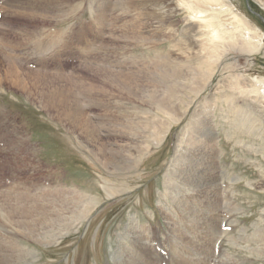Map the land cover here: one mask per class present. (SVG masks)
<instances>
[{
  "label": "bare ground",
  "instance_id": "6f19581e",
  "mask_svg": "<svg viewBox=\"0 0 264 264\" xmlns=\"http://www.w3.org/2000/svg\"><path fill=\"white\" fill-rule=\"evenodd\" d=\"M64 2L42 0L41 3L25 4L20 0L11 6L19 16L32 21L40 18L42 22L35 30L21 27V38L5 32L0 35V84L9 83L25 93L28 99L39 95L43 99L40 104L44 111L56 109L59 117L64 116L70 121L73 131L79 129L81 136L77 142L88 149L104 172L111 173L109 177L101 176V181L113 197L125 193L127 187H120L121 179L112 174H122L125 185L129 183L131 186L142 168L138 167L140 158L153 146L151 142H140L139 127H147L152 122L153 141H158L174 121L191 114L177 142L170 172L161 191L159 209L165 219V228L155 227L151 222L140 223L136 215H130L125 229L120 232L123 240L111 256L112 264H201L193 260L187 262L183 257L184 249L178 246L184 245L183 242L188 245L196 243L187 229L190 222L203 234L201 247L196 248L207 257L206 264H221L224 233L234 229L230 204L235 195L232 181L237 175L229 177V172L224 169L223 151L219 145L220 124L215 111L222 99L223 108L229 103V111L236 110L239 124L252 132L259 130L264 138V117L251 116L253 113L244 112L245 107L235 105L241 99L251 109L264 114V77L246 76L256 63L254 54L264 53L262 34L229 0H106L97 5L98 9L90 5L91 20L88 19V25L79 22L83 41L76 46L71 44L73 29L58 26L62 19L70 16L64 12ZM117 5L122 10V25L127 36L115 35L109 28V18H113L109 11ZM47 10L55 14L49 16ZM182 10L185 17H176V13ZM124 14L131 16L128 18ZM177 21L186 23L185 27L177 25ZM44 24H47V33L42 32ZM96 31H100L99 35ZM66 32L67 37L64 36ZM106 34L110 35L109 40H104ZM22 39L30 42L22 43ZM114 42L123 56L120 62L102 63L93 57L91 50L97 49V43L102 49ZM158 44L169 47V51L163 48L166 53L155 55L146 51V48L149 50ZM62 46L65 47L60 50ZM72 47L81 52L80 59L83 57L86 62L87 72L81 73V85L77 83L79 74L77 77L62 72L66 63L61 58L71 52ZM129 47H132L131 52L126 49ZM138 49L146 55L136 53ZM76 55L72 54V57ZM242 56L246 57L245 61L241 60ZM128 60L137 64L128 68L118 65ZM29 64L36 68L27 67ZM54 66L58 71H47ZM92 73L102 81L103 87L90 79ZM215 80L217 83L212 87ZM104 87L103 92L95 91ZM120 87L131 96H121ZM209 87H212L211 94L198 102ZM82 97L86 100L83 101ZM123 99L142 105L141 109L137 108L142 115L137 124L139 127L134 118L131 122L120 119L121 109L128 107L124 106ZM91 107L105 111L103 116L110 122L107 139L102 132L104 125L90 115ZM4 109L0 107V111ZM116 112L118 116H115ZM243 114L246 115L241 117ZM74 138L78 139L77 136ZM17 143L19 153L23 150L27 157L35 154L31 142ZM1 165L7 168L3 166L5 163ZM68 186L70 188L55 186V189H49L45 185L21 193L0 190V231L4 233H0V264H18L26 255L22 238H14V234L50 245L89 217L95 207L89 194L78 185ZM206 209V217H203ZM151 213L154 216V212ZM210 213L213 214L211 218L208 217ZM247 231L248 227H244L232 238L240 241V246L247 244L252 254L264 256V227H256L249 234ZM177 237L181 241L175 242ZM213 246V258H209L208 249ZM27 249L29 255L31 251ZM237 264L244 262L237 261Z\"/></svg>",
  "mask_w": 264,
  "mask_h": 264
},
{
  "label": "rangeland",
  "instance_id": "374dc122",
  "mask_svg": "<svg viewBox=\"0 0 264 264\" xmlns=\"http://www.w3.org/2000/svg\"><path fill=\"white\" fill-rule=\"evenodd\" d=\"M18 1L20 0H0V35L5 32L9 36L21 38L23 37L19 34V32H22L21 27H26L25 29L27 30H35L38 24L42 22L40 18L32 21L23 15L19 16L18 11L15 12L16 10L14 11L11 7L17 4ZM21 1L25 4L42 2V0ZM104 1L106 0H65L64 12L70 14V16L62 19L63 21L58 26L63 29L69 27L73 29L71 44L76 46L82 44L83 37L82 31L79 29V22L82 21L84 25H88V19L91 20L93 14L89 9L90 5L92 4L93 7L98 9L97 5ZM229 1L235 9L239 10L242 15L253 23L264 39V4L259 0ZM119 5L109 11V16L114 18L117 15L114 21L113 18H109V28L111 27L110 31H114L115 35L127 36V31L125 29L123 30L122 24L124 17L122 16V10ZM183 13H185L183 10L182 12H177L176 17L184 18L186 13ZM48 14L51 16L55 12L49 13L47 10ZM124 15L128 18L131 16L130 14ZM51 21L50 23L56 24L55 21ZM112 21L114 26L111 25ZM177 23L182 28L186 25L184 22L179 24L177 21ZM46 26L47 24H44L43 31L41 30L43 33H47ZM96 33L99 35L100 31H96ZM67 35L68 33L66 32L64 36L67 37ZM103 38L104 40H109L110 35L106 34ZM22 41V43L30 42L24 39ZM100 43L95 45L97 49L92 48L93 50H91L93 51V57H97V61L108 64H117L120 62L119 59L123 58V56L121 55L119 47L116 46L117 43L114 42L115 44H110L107 48L102 47V49L99 47ZM64 47L62 46L60 50ZM163 48L168 49L169 47L163 44L159 46L158 44V47L151 46V49L149 48L148 50L146 48V51L154 55L156 53L164 54L166 50ZM126 49L128 52L132 51V47ZM73 50L74 47L70 48L71 52L63 54L61 59L63 61L65 60L66 67L62 72L66 71L76 74L77 77L79 74L80 80L77 83L81 85L80 81L83 80L81 76L84 72H87L86 62L83 57L80 59L81 52L76 50V47L75 52ZM77 52L79 57L76 55ZM139 52L140 54L146 55L141 49H138L136 53ZM72 54H75L77 57L73 58ZM254 57L257 58L255 60L256 63L246 72V76L250 78L256 75L264 77V53H256ZM245 58V56H242L241 60L245 61ZM138 61L141 62V59ZM82 64H84L85 69ZM133 64L137 63L128 60L118 65L128 68ZM27 67L36 68L34 64H29ZM54 68L55 66L47 69V71H58V69ZM90 79L95 83H101L100 86H102V81L95 73L91 74ZM216 83L217 80L214 81L212 87ZM0 85V107L3 106L5 108L3 112L0 111V165L5 163L3 166L7 167L2 168V165L0 166V190H11L12 192L21 193L29 189L35 191L37 187H44L45 185L49 189H55V186L57 188L63 186L66 189L70 188L68 185H78L83 191L89 194L90 200L95 205L89 217L85 218L79 225L77 224L75 229L67 232L57 243L46 245L35 240L23 239L22 236L14 234V238H22L21 243L26 251V255L20 258L18 264H112L111 256L118 247L119 242L123 240L120 232H123L125 229L130 215H136V219L140 223L148 224L151 222L155 227L165 228V219L159 209L161 191L164 190L166 175L170 172L169 165L176 151L177 142L185 125L189 122L191 114H187L177 122L174 121L170 129L164 128L166 130L165 134L158 141L156 139L153 141V123L150 122L147 127H139L137 125L142 116L138 112L142 108V105L133 100H122L123 104L126 103L124 106L128 107L121 109L120 119L125 118L124 120L131 122L134 118L136 125L140 128V142H151L153 146L145 156L143 155L140 158L141 162L138 167L142 168L139 171V176L134 177L135 182L132 181L131 186L129 183L125 185V178L122 174H112V176L121 179L120 187H127L125 193L113 197L107 193L101 181V176L109 177L111 173L104 172L105 170L92 159L88 149L77 142L80 139L79 136H81L79 129L76 130L77 132L73 131L74 129H72L70 121L64 118V116L59 117L56 109L55 111L54 109L44 111L40 104L43 99L39 95L31 96L30 100L25 93L9 85V83ZM105 89L106 87L95 91L103 92ZM211 89L209 87L198 98V102L200 99H204V97L211 94ZM119 94L128 98L131 96L122 87H120ZM82 98L83 101L86 100L84 97ZM221 100H219V107L217 106L215 112L217 114L216 119L220 124L219 135L221 138L219 145L223 151L222 163H224V169L229 172V177H233V175H237V177L232 181L235 187V195L230 204L233 207L231 221L234 229L228 234L224 233L221 247L222 258L219 263L237 264V261H243L244 264H264V256L252 254L247 248V244L240 246V241L232 238L240 234L239 231L244 227H248L247 234L254 231L256 227H264V138L259 130L254 131V133L246 126L239 124L236 110L229 111V107L231 106L229 103H226V108H223ZM243 103L240 99L238 101L239 105L236 103L235 105L245 107L244 112L253 113L250 114L251 116L264 117V114L253 108L251 109L249 105ZM89 111H91L89 113L94 120L100 121V124L102 126L104 125L102 132L106 138L108 136L107 132L110 122L106 116H103L105 111L99 107H91ZM254 112L256 113L254 114ZM114 114L118 116L117 112ZM245 115L243 114L241 117ZM152 116L155 117V114H152ZM55 117L58 118L56 119ZM62 121L64 122L62 123ZM75 136L78 139L74 138ZM23 137L26 140H23ZM17 142H31L35 148V154L27 157L23 150L19 153ZM225 176L228 177L227 174ZM234 201L235 203L232 205ZM209 203L211 204V201ZM224 210L226 211V208ZM151 212H154V216H152ZM206 213L207 209L203 212V217ZM208 217H213V214ZM0 223L2 222L0 221ZM0 226L2 227L1 224ZM207 227H209V224H207ZM187 229L196 243L188 245L183 242L184 245H178L181 249H184V259L187 262L193 260V262L206 264L207 261L205 260L207 257L202 256L196 248L197 246L201 247V242L203 241V234L199 233L201 230L191 222ZM0 233L3 232L0 231ZM179 241H181V238L177 237L175 242ZM27 248L31 251L29 255L27 254ZM213 251L214 246L208 249L207 255L209 258H213ZM191 255H194V258H191Z\"/></svg>",
  "mask_w": 264,
  "mask_h": 264
}]
</instances>
